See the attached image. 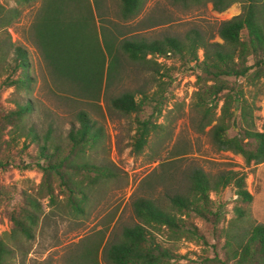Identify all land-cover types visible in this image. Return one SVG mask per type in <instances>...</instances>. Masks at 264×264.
<instances>
[{"label": "rangeland", "instance_id": "obj_1", "mask_svg": "<svg viewBox=\"0 0 264 264\" xmlns=\"http://www.w3.org/2000/svg\"><path fill=\"white\" fill-rule=\"evenodd\" d=\"M0 4L6 9L15 6L13 0H0ZM43 4L44 0H36L25 6L6 29L0 27V45L10 40L27 52L29 74L33 79L31 91L15 93L13 97V89H6L0 81V113L13 108L9 101L11 97L29 100L34 111L28 117V125L39 133L51 126L52 137L66 149L69 148L64 142L67 132L72 126H78L76 114L86 112L102 128L103 137L97 147L87 149L81 158L87 163L107 167L113 177L88 189L83 214L64 207L67 192L63 193V189L57 186L58 180H55L59 208L47 205V200L42 201L44 213L39 218L34 239L29 242L21 239L22 242L14 243L7 236L12 228L9 214L17 207L12 200L5 201L0 206V238L13 250L10 261L13 264H108L103 256L107 243L119 239L123 228L136 223L132 202L138 197L152 196L166 205L164 194L186 191L188 175L194 169H201L211 177L227 171L243 174L246 189L253 196L250 206L252 222L264 225V163L247 166L241 156L217 150L211 141L210 127H205L200 121L201 114L197 108L199 94L203 106L218 116L226 94L242 93L249 103H255V128L262 131L264 89L260 91L258 84L254 87L251 77L212 78L200 72L193 62L181 61L176 56L168 60L156 58L157 62L164 64L162 68H156L152 63L131 62L121 56L119 75L106 90V95L103 90L99 102H88L75 96L68 85L51 74V68L36 43L34 24ZM88 4L98 37L100 26L104 25L117 39L147 43L167 37L184 40L188 32L198 30L212 42L221 43L217 37L219 25L238 16L245 2L239 0L226 11L217 13L208 0L198 4L146 0L140 13L128 21L120 18L118 0H100L98 11L93 0H88ZM99 12L103 15V23L98 19ZM247 65H253L251 57ZM255 70H250L247 76H252ZM213 85L225 89L213 96L206 90ZM125 91L136 94L138 102L144 99L139 113L125 116L110 108L109 98ZM242 100L241 97L235 99L231 108L237 123ZM143 122L147 123L150 133L143 150L136 154L133 144L136 131ZM237 132L238 129L231 128L229 135L234 136ZM3 140L7 143L0 144V160H12L14 164L0 171V188L8 190L18 200L16 193L30 192L41 181L42 174L35 167L28 170L19 167L22 163L32 162L36 149L31 144L27 150L29 158H22L19 153L22 141L15 145L7 136ZM73 178L82 180L80 175H73ZM210 198L228 220L236 202L233 189L211 194ZM188 220L198 230L199 238L173 240L174 237L163 229L157 232L161 246L173 252L174 259L168 262L217 264L214 251H218L220 244L213 226L194 214ZM92 245H98L99 250L93 256L94 261L88 262L80 256ZM219 258H222L221 254Z\"/></svg>", "mask_w": 264, "mask_h": 264}, {"label": "trees", "instance_id": "obj_2", "mask_svg": "<svg viewBox=\"0 0 264 264\" xmlns=\"http://www.w3.org/2000/svg\"><path fill=\"white\" fill-rule=\"evenodd\" d=\"M15 6L6 9L0 4V27L6 29L19 17L22 9L36 0H13ZM120 18L128 21L135 18L146 0H118ZM200 3L205 0H175ZM217 13L226 11L239 0H208ZM99 10L100 0H93ZM242 12L230 20L222 22L217 30L221 43L212 42L198 30H191L184 40L164 38L152 42L134 39H117L106 26L101 25L100 37L94 29V17L88 0H44V4L34 24V38L51 68V74L68 85L75 96L88 102H99L102 92L113 84L119 75L118 64L121 56L131 62L152 63L156 68L164 67L156 58L168 60L178 57L181 61L193 62L203 74L212 78L251 77V84L261 91L264 89V0H244ZM98 19L103 21L99 12ZM201 52V57L199 56ZM11 58L9 59V56ZM251 57L253 65L248 66ZM164 63V62H163ZM255 68L252 76L247 73ZM30 64L27 52L15 46L10 40L0 45V81L6 89L15 93L31 91L33 79L29 74ZM225 88L213 85L207 93L216 96ZM205 96V95H204ZM10 98L13 108L0 113V144L9 137L15 145L22 141L19 153L29 158L28 148L33 144L35 156L30 164L22 163V170L38 169L42 178L34 190L16 193L18 200L8 190L0 188V206L12 200L17 210L10 212L12 228L9 239L16 243L34 239L39 218L44 213L42 201L59 208L55 193V180L58 188L67 195L65 208L76 214L84 213L88 200L87 191L104 179L113 177L111 171L103 166L84 161L81 155L87 149L98 146L103 137L102 128L84 111L76 114L78 126H72L64 142L69 148L63 149L52 137V127L45 132H37L28 125V117L34 111L29 100ZM17 97H20L17 96ZM243 98L239 121L233 116L231 108L235 99ZM256 95H253L255 99ZM239 92L224 96L223 105L217 116L215 111L205 108L202 96L198 94L201 114L200 121L210 127L209 134L213 145L220 151L231 152L243 158L245 164L264 163V124L263 130L255 128L253 114L254 102H248ZM110 108L125 116L139 113L144 99L136 100V94L125 91L109 98ZM213 123H215L213 125ZM231 128L238 129L234 136ZM7 130V131H6ZM150 131L147 123H141L136 131L133 149L139 154L147 143ZM252 143V147H251ZM81 158V159H80ZM80 159L79 162L77 160ZM12 160H0V171L13 165ZM80 175L82 180H75ZM93 175V176H91ZM245 176L238 172H222L211 177L201 169H194L188 175L186 191L164 194L167 204L152 196L138 197L132 202L136 223L123 228L116 241L107 243L104 259L108 264H170L173 252L164 248L157 240V232L166 231L173 240L199 238V232L188 220L191 214L210 223L220 244L215 252L217 264H264V225L255 224L250 216L253 196L245 186ZM232 188L236 202L226 220L220 209L211 200L217 194ZM170 236V237H171ZM99 250L98 245L86 248L80 256L92 262ZM221 254L222 258H219ZM13 250L0 238V264H13Z\"/></svg>", "mask_w": 264, "mask_h": 264}, {"label": "water", "instance_id": "obj_3", "mask_svg": "<svg viewBox=\"0 0 264 264\" xmlns=\"http://www.w3.org/2000/svg\"><path fill=\"white\" fill-rule=\"evenodd\" d=\"M238 104V103H237Z\"/></svg>", "mask_w": 264, "mask_h": 264}]
</instances>
